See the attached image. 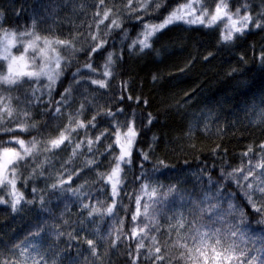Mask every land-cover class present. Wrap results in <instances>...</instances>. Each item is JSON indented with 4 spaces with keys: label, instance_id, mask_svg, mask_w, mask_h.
Masks as SVG:
<instances>
[{
    "label": "trees",
    "instance_id": "obj_1",
    "mask_svg": "<svg viewBox=\"0 0 264 264\" xmlns=\"http://www.w3.org/2000/svg\"><path fill=\"white\" fill-rule=\"evenodd\" d=\"M177 2L178 0H168L169 5ZM244 2L245 0H227L229 10L232 11ZM247 2L251 5L252 15L264 10L262 0ZM208 4L215 7L213 0H208ZM95 11L94 0H0V12L3 13L0 25L14 30L30 28L36 22L37 30L42 34L47 35L54 30L61 37L68 35L74 26H79L76 30L86 35ZM167 11L168 8H161L159 13L146 16L145 20L159 22ZM122 20V28L113 30L112 35L107 37L109 43L105 49L93 57L94 66H99V71L102 72L107 51L114 53L116 62L113 66L114 75L109 80L110 87L99 89L88 84V90L84 91L77 85L80 91L73 93L71 110L78 109L83 101L87 109L84 119L91 118L98 108L116 112L115 117L98 116L97 128L88 129L93 135L103 129L111 132L117 122L123 124L134 119L138 136L133 148L130 171L128 166L125 167L127 180L123 187L127 189L129 196L139 191L140 180L136 177L141 173L139 165L142 164L144 173L151 180L164 185L161 191H167V186L172 185L187 194L189 199L185 201L173 197L176 202L172 207L191 219L189 209L193 207L192 200L202 199L205 192H217L216 184H210L209 177L225 184V190L217 197L225 200L229 193L236 191V185L232 183L231 188L227 187L229 182L222 180L221 169L230 171L232 166L240 164L241 153L248 145L255 146L264 142V62L261 60V55L264 54V30L250 26L244 35L237 34L231 41L224 42L221 39L223 29L220 24L209 28L176 23L157 33L153 38L152 49L139 52L138 49L129 51L127 45L141 31V22L128 17H122ZM124 29L128 31V40L121 38ZM79 55L82 63L84 54ZM74 70V67L70 69ZM71 80V75H66L63 87H67ZM125 81L128 83L126 91L122 87ZM60 90L58 86L57 91ZM12 95L19 93L13 92ZM128 95L139 97L147 103L138 104L134 99H120L121 96ZM17 103L18 101L13 100L14 105ZM117 108H123L124 111H116ZM149 114L154 117L151 124L147 123ZM40 118L37 107L31 119ZM45 119L48 120V126L44 135L56 134V125L48 117ZM65 119L61 120V125ZM41 128L44 129L45 126L41 124ZM83 131H80L81 137ZM4 135H20L31 139L36 133ZM104 144L105 141L102 140L97 147L103 151ZM217 145L222 150L214 153L212 149ZM113 150L119 152L118 147ZM69 152H62L46 168L45 175L51 172V176L37 177L30 180L27 186L22 184L24 176L17 181V188L23 193L25 200H32L34 203H22V210L19 212H12L7 205H0V250L10 258L11 247L30 244L34 247H30L29 251L34 252L37 259L40 258L37 249L40 254H46L45 259L49 264L53 259L56 264H85L86 260L90 264L96 257L91 255L84 241L92 238L96 239L97 253L104 264H131L128 255L131 241L122 237L116 248H109L116 236L114 229L120 227V219L125 220L127 230V213L123 208H118L119 215L115 217L105 213L111 198L97 191L99 184L91 183L95 179V173L90 174L89 184L80 190L81 193H86L84 195L74 196L70 191L61 192L51 188V184L56 182L57 173L66 178L69 171L79 170L83 164L84 157L78 156L73 164L61 167ZM140 152L148 153L149 159L144 160ZM84 153L87 157L92 156L86 148ZM97 158L101 162L97 167L101 171H107L109 158ZM161 159L171 167L154 172L157 161ZM87 172L90 170L85 169L81 177ZM83 182L80 177H74L72 184L64 187L75 188ZM144 182L148 183V180ZM33 187L37 191L33 192ZM121 196L123 203L131 208L128 197L123 193ZM41 197L44 199L43 204L40 203ZM98 198L104 203H98ZM231 199L243 201L242 196H232ZM81 201L89 203L98 212L89 218L87 210H81ZM222 207L226 208L227 203H223ZM82 220L83 225L80 223ZM236 222L239 223L238 220ZM248 224L250 227H241L252 239L242 246L254 249L252 255H259L256 250L261 248V240L258 237H264V228L251 218ZM38 227H44V231L39 236L33 235ZM109 232L112 233L111 236L108 235ZM69 233L75 238H71ZM105 250L108 255L104 254ZM16 255L19 256L18 249ZM138 264L148 262L141 258Z\"/></svg>",
    "mask_w": 264,
    "mask_h": 264
},
{
    "label": "snow or ice",
    "instance_id": "obj_2",
    "mask_svg": "<svg viewBox=\"0 0 264 264\" xmlns=\"http://www.w3.org/2000/svg\"><path fill=\"white\" fill-rule=\"evenodd\" d=\"M94 2L96 11L93 13V21L88 24L86 35L76 30L79 26H74L68 35L61 37L54 30L47 35L42 34L37 30L36 22L30 28L14 30L0 25V205H7L12 212H19L22 210V203H34L32 200H25L23 193L17 188V181L24 176L22 184L27 186L30 180L37 177L51 176V172L45 175L46 168L62 152L70 150L61 167L73 164L78 156L84 157L83 164L79 170L69 171L66 178L57 173L56 182L51 184V188L61 192L70 191L74 196L84 195L86 193H81L80 190L89 184L90 174L95 173V179L91 183L99 184L97 191L111 198L105 213L118 216V208H123L127 213V230L125 220L120 219V227L114 229L116 236L109 248H116L122 237L131 241L128 245L131 264H138L141 258L148 264H264V237H258L261 248L256 251L260 254L252 255L254 249L242 246L252 237L241 227H250L248 221L251 218L264 228V142L255 146L248 145L241 153L240 164L232 166L230 171L221 169L222 180L229 182L227 187L231 188L232 183L236 185V191L229 193L225 200L217 198L225 190V184L209 177V183L216 184L217 192H205L202 199L192 200L193 207L189 209L191 219H188L184 212L175 211L172 207L176 202L173 197L185 201L189 199L187 194L172 185L167 186V191H161L164 185L151 180L144 173L142 164L139 165L141 173L136 177L140 180L139 191L129 196L127 189L123 187L127 180L125 167L128 166L130 171L133 148L138 136L134 119L123 124L117 122L111 132L103 129L93 135L88 129L97 128V117H115L116 112L98 108L91 118L84 119L87 109L83 101L78 109L71 110L73 93L80 91L77 85L84 91L88 90V84L99 89L110 87L109 80L114 75L113 66L116 62L114 53L107 51L102 72L99 71V66H94L93 57L105 49L109 43L107 37L112 35L113 30L122 28V17L141 22V31L130 40L127 47L129 51L138 49L139 52H144L153 48V38L157 33L176 23L210 28L223 22L225 31L221 33V39L224 42L231 41L235 34L244 35L250 26L264 30V10L252 15L251 5L247 0L234 11L229 10L227 0H213L214 8L208 4V0H178L174 5H169L168 0ZM161 8H168V11L159 22L145 20L146 16L159 13ZM2 15L0 12V16ZM121 38L129 39L127 29H124ZM13 49L16 51L13 52ZM81 53L84 54L82 63ZM261 60L264 62V54L261 55ZM73 67L75 70L70 71ZM93 73L97 75H91ZM66 75H71L72 80L67 87H63ZM58 86L60 91H57ZM122 87L126 91L128 83L125 81ZM13 92L19 95L13 96ZM120 99H134L138 104L147 103L132 95L121 96ZM13 100L18 103L14 105ZM37 107L41 118L31 119ZM116 111L123 112L124 109L117 108ZM45 117L56 125V134L44 135L48 126ZM62 119L65 122L61 125ZM153 119L149 114L147 123L151 124ZM41 124L45 126L44 129ZM81 130H84L82 137ZM28 132H35L36 135L31 139L20 135H4ZM102 140L105 141L103 151L97 147ZM116 147L119 148L118 153L113 150ZM85 148L88 153H92L91 157L85 156ZM221 150L220 145L212 149L214 153ZM98 156L109 158L107 171H101L97 167L101 163ZM140 156L144 160L149 159L146 152H140ZM170 167L161 159L157 161L153 171L160 172L161 169ZM85 169L90 172L81 177ZM74 177H80L84 182L75 188H65L64 185L72 184ZM144 180H148V183ZM32 190L37 191L35 187ZM121 193L128 197L131 208L123 203ZM232 196H242L243 201H234ZM97 202L104 203L99 198ZM225 202L226 208L222 207ZM40 203H44L43 197L40 198ZM81 210H87L89 218L98 212V209L83 201ZM80 223L83 225L84 221ZM43 231L44 227H38L33 235L39 236ZM68 235L75 238L71 233ZM108 235L111 236L112 233L109 232ZM84 243L88 245L91 255L96 257L90 264H104L97 253L96 239H86ZM30 247L34 245H14L9 249L12 253L10 258L0 250V264H49L45 259L46 254H40L37 249L40 256L37 259L30 254ZM17 249L19 256L16 255ZM104 254L108 255L107 250ZM51 264H56L55 259ZM85 264L89 262L86 260Z\"/></svg>",
    "mask_w": 264,
    "mask_h": 264
},
{
    "label": "rangeland",
    "instance_id": "obj_3",
    "mask_svg": "<svg viewBox=\"0 0 264 264\" xmlns=\"http://www.w3.org/2000/svg\"><path fill=\"white\" fill-rule=\"evenodd\" d=\"M243 14V13H242ZM217 24H220L221 25V27H222V29H223V32L225 31V28L222 26V24H223V22H218ZM216 24V25H217ZM235 35H237V34H235ZM234 35V36H235ZM16 50L15 49H13V52H15ZM30 252V254L32 255V256H34L35 258H36V256H35V253L34 252H32V251H29Z\"/></svg>",
    "mask_w": 264,
    "mask_h": 264
}]
</instances>
